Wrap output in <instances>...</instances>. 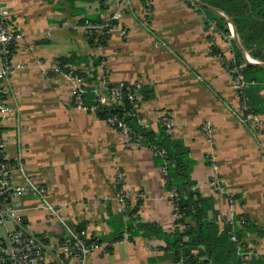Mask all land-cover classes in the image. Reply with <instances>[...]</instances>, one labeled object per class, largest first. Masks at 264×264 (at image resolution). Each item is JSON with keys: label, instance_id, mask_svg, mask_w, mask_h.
Instances as JSON below:
<instances>
[{"label": "crops", "instance_id": "0c3cea01", "mask_svg": "<svg viewBox=\"0 0 264 264\" xmlns=\"http://www.w3.org/2000/svg\"><path fill=\"white\" fill-rule=\"evenodd\" d=\"M115 1L0 0L8 29L23 36L13 45L11 61L24 68L4 83L5 100L14 115L0 125L6 160L13 169L12 184L24 183L15 171L21 166L42 186L49 204L63 206L64 223L72 229L82 227L87 237L102 241V250L93 252L84 264H176L163 251L164 243L144 231L128 239L124 233V238L113 241L121 225L132 220L115 201L117 172L123 174L128 192L127 214L134 210L133 218L140 224H154L166 234L175 229L171 195L165 191L160 163L149 149L126 147L96 111L72 106L71 87L62 76L42 73L58 61L71 60L75 63L66 67L89 78L92 72L95 76L105 72L112 84H137V112L156 135L162 129L159 115L172 119L167 133L188 150L195 189L211 200L208 218L221 229L228 223V213L234 220L245 216L249 231L243 243L252 251L247 264H264V132L255 133L236 119L237 98L223 61L229 57L227 44L234 57L238 52L249 64H264L250 57L236 33L234 40L228 21V34L211 31L208 23L215 21L200 9L208 6L198 0H154L146 20L141 4L131 0L101 47L89 44L81 30L72 29L85 19L103 23ZM212 47L222 57L212 55ZM258 89L264 101V82ZM206 122L212 124L213 144L201 131ZM214 175L237 203L232 210L225 194L207 187ZM43 207L37 196L23 197L24 226L50 243L66 239V225L48 219ZM5 227L12 229V224Z\"/></svg>", "mask_w": 264, "mask_h": 264}, {"label": "built area", "instance_id": "2783aa9c", "mask_svg": "<svg viewBox=\"0 0 264 264\" xmlns=\"http://www.w3.org/2000/svg\"><path fill=\"white\" fill-rule=\"evenodd\" d=\"M129 1L131 0H117L113 2V10L103 23H94L85 19L78 21L72 29L81 30L85 36H94L96 41L99 39L98 41L107 43L112 31L116 29L117 23L121 20L125 4ZM137 1L141 4L144 17L149 18L152 14L154 0ZM6 14V10H0V125L14 115V108L8 105L5 100L8 90L4 83L6 84L8 78L16 71L24 68V66L14 64L11 61V50L13 45L15 41L21 40L23 36L22 34L10 32L4 19ZM114 23H116V25ZM208 27L211 31H217L218 29L214 22L208 23ZM125 30L126 29L123 28L121 31L122 35H124ZM230 38H233L231 31ZM228 56L229 57L223 58V61L230 75V88L234 91L237 98L236 110L238 112L236 114V119L240 124L255 126L259 130L264 131V113L244 114L247 110L246 90L250 87L251 83L248 82L243 75V65H238L231 53ZM42 73L44 75L51 74V76H62L69 83L72 91L71 104L76 110L95 111L98 106L111 107L113 105H121L123 100H127L132 106V112L129 116L135 117L139 126L148 129V126L142 122L135 108L140 89L137 84H112L105 72H101L99 76H96L95 81L88 82L86 75L75 74L71 68L65 65L62 66L59 61L56 62L49 71L44 70ZM87 86L91 88L88 89ZM88 92L93 95L95 105L88 106L85 104L84 98ZM105 122L119 133L126 147H145L143 144L144 138L136 133L124 122V120L109 116ZM158 123L165 130L171 131L174 122L168 115L162 113L158 117ZM201 131L205 135L207 142L213 144L212 124L210 122L202 124ZM4 149L5 141L0 132V230H4L3 236H0V264H84L86 258L93 252L102 250L99 244H88L73 231H68V237L72 240L71 243L68 241L64 243H60L59 241L50 243L44 241L46 240L45 238L32 233L24 226L23 216L20 210V200L23 197L29 195L37 196L43 202V208L47 213V218L55 220L65 227V223L61 216V209L63 206L49 204L44 196L42 186L32 178L27 177L21 166H18L15 171L22 175L24 183L19 186L13 185L11 181L13 169L6 163L7 160ZM150 149L152 156L164 155L163 151H157L153 148ZM1 161H3V163H1ZM213 167L214 165L211 163L210 168L214 170ZM160 171L163 178H165L167 174L165 167H162ZM113 185L115 188V201L120 212L124 214L129 205V198L128 192L125 189L124 176L121 172L116 173ZM207 187L215 190L219 194L227 195L230 210L237 206L233 197L222 187L218 176L214 175L211 180L207 182ZM174 217L175 219L177 218L176 216ZM7 222L12 224V229H6L5 226ZM228 223L240 227L239 221H235L231 216ZM86 238L88 237L86 236ZM230 240L234 243L238 241L232 229L230 230ZM245 255L251 258L252 251L245 248Z\"/></svg>", "mask_w": 264, "mask_h": 264}, {"label": "trees", "instance_id": "16d2710c", "mask_svg": "<svg viewBox=\"0 0 264 264\" xmlns=\"http://www.w3.org/2000/svg\"><path fill=\"white\" fill-rule=\"evenodd\" d=\"M198 1L222 14L221 17L207 7L200 6V9L207 14L208 18L215 21L218 31L224 35L228 34L226 21H229L234 27L243 49L249 51V55L253 60L264 64V0ZM114 24L116 25V23ZM85 37L89 44L95 46L106 45V43L98 41L99 39L96 41L94 36ZM211 54L222 57L215 47H212ZM234 58L238 65H243V75L251 83L246 90L247 110L244 114H263L264 101L258 97V85L264 82V66L247 63L238 52ZM59 62L62 66H66L67 63H75L71 60ZM93 64L96 66L98 62L96 61ZM75 74L85 76L80 72H75ZM91 75V78L86 75L88 82H93L96 79L95 73L92 72ZM87 88L90 89L91 87L87 86ZM84 99L86 105H95L94 97L89 92ZM95 111L96 115L102 120H106L109 116L124 120L136 133L144 138L143 144L147 149L153 148L164 152L163 156L155 155L153 157L159 161L160 168L165 167L167 174L164 178V187L165 191L172 197L171 204L174 209V216L177 217L175 219V229L173 232L166 234L154 224H140L136 218H133V215L136 214L134 210L128 214L126 210L123 215H128L132 220L123 228L121 225L118 235L113 241L124 238V233L126 234L125 238L128 239L133 236V233L137 234L144 231L146 235L154 236L164 243L163 251L170 253L172 261L176 264H241L236 253L240 248H246L243 239L245 237L244 233L249 231L247 218L238 215L239 217L235 221H239L240 227L227 223L221 229L215 219L208 218L211 200L203 197L195 189V182L191 179L193 164L188 160V150L181 143L172 141L164 128L156 135L153 131L139 126L135 117L129 116L132 112V106L127 100H123L121 105L98 106ZM6 163L8 164V162ZM136 221L138 223L134 226L133 223ZM122 229H124L123 235ZM231 229L238 240L237 243L230 240ZM72 231L88 244L96 243L100 245L102 243V241L93 237L86 238L87 235L84 236L82 227H77ZM66 241L72 242L69 237L59 240L60 243Z\"/></svg>", "mask_w": 264, "mask_h": 264}, {"label": "rangeland", "instance_id": "374dc122", "mask_svg": "<svg viewBox=\"0 0 264 264\" xmlns=\"http://www.w3.org/2000/svg\"><path fill=\"white\" fill-rule=\"evenodd\" d=\"M230 45H228L227 44V46H226V54L227 55H229L231 52H230V47H229ZM236 112H238L237 110H236V107L235 108H233ZM246 126H249V125H246ZM253 128H254V131H255V133H262V132H264V131H262V130H259L258 128H256L255 126H252ZM228 196L226 195V199H227V201H228V198H227ZM228 219L227 220H229V213H228V217H227ZM238 258L240 259V261H241V264H247V263H250V258L248 257V256H246L245 255V249H242V248H240V250L238 251Z\"/></svg>", "mask_w": 264, "mask_h": 264}, {"label": "water", "instance_id": "95a60500", "mask_svg": "<svg viewBox=\"0 0 264 264\" xmlns=\"http://www.w3.org/2000/svg\"><path fill=\"white\" fill-rule=\"evenodd\" d=\"M200 5H202V4H200ZM208 8V7H207ZM208 9H210V8H208ZM211 11H213L214 13H216L214 10H212V9H210ZM216 14H218V13H216ZM220 16V15H219ZM222 17V16H221ZM229 22V21H228ZM230 23V22H229ZM232 32H233V34H234V40L236 41V35H235V30H234V27L232 26ZM65 225H66V227H67V230H65L64 232H65V236L66 237H68L69 236V233H68V231H72L73 229H72V225L70 224V223H68V222H66L65 223Z\"/></svg>", "mask_w": 264, "mask_h": 264}]
</instances>
